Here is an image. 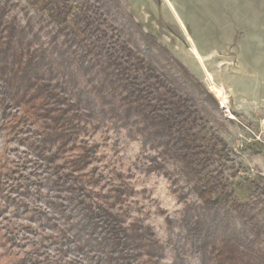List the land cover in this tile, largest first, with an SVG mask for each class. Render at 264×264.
<instances>
[{"label":"trees","instance_id":"16d2710c","mask_svg":"<svg viewBox=\"0 0 264 264\" xmlns=\"http://www.w3.org/2000/svg\"><path fill=\"white\" fill-rule=\"evenodd\" d=\"M28 2L36 12L24 10L23 23L12 14L13 0H0V104L35 127L39 153L65 170L55 182L79 194L78 219L68 218L72 232L63 231L71 244L62 243L61 256L75 250L89 264L99 255L107 264H193L192 257L199 264H264V175L250 181L247 199L238 198L223 169L225 140L202 134L195 115L197 107L219 111L213 95L205 91L200 100L180 63L175 72L162 60L160 70L165 50L151 34L139 43L127 26H114L107 0ZM112 125L188 155L198 201L186 207L187 232L168 263L153 229L128 214L130 183L118 176L106 187L96 171L98 150L87 137Z\"/></svg>","mask_w":264,"mask_h":264},{"label":"rangeland","instance_id":"374dc122","mask_svg":"<svg viewBox=\"0 0 264 264\" xmlns=\"http://www.w3.org/2000/svg\"><path fill=\"white\" fill-rule=\"evenodd\" d=\"M13 2L12 14L23 23L24 10L36 12L28 0ZM107 2L114 26H127L139 43L146 34L154 36L158 51L165 50L159 68L167 60L177 72L180 63L192 77L194 94L201 100L207 91L217 100L219 111L205 114L197 107L195 115L202 134L225 140V176L238 198L247 199L250 181L264 175V0ZM13 111L0 104V264H89L75 250L60 253L62 243L69 242L64 232H72L75 223L68 218L79 216V194L55 182L63 166L54 168V159L49 162L39 153L35 127L22 124ZM87 139L96 144L94 165L105 186L118 183V176L130 183L128 214L153 229L170 262L181 249L180 235L187 232L186 207L198 201L187 179L188 155L145 144L139 134L115 125L95 129ZM95 259L107 264L101 255ZM191 261L199 264L195 257Z\"/></svg>","mask_w":264,"mask_h":264},{"label":"bare ground","instance_id":"6f19581e","mask_svg":"<svg viewBox=\"0 0 264 264\" xmlns=\"http://www.w3.org/2000/svg\"><path fill=\"white\" fill-rule=\"evenodd\" d=\"M194 54L196 55V57L198 58V60L200 61V63L202 64V66H203V69H204V71H205V73H206V75H207V78L212 82V83H214L213 81H212V76H211V74L209 73V71L207 70V68H206V66L204 65V63H203V61H202V59H200L201 58V56L199 57V54H198V52L196 51V49L194 48Z\"/></svg>","mask_w":264,"mask_h":264},{"label":"crops","instance_id":"0c3cea01","mask_svg":"<svg viewBox=\"0 0 264 264\" xmlns=\"http://www.w3.org/2000/svg\"><path fill=\"white\" fill-rule=\"evenodd\" d=\"M195 47V46H194ZM195 49H196V47H195ZM196 51H197V49H196ZM198 52V51H197ZM199 54V53H198ZM200 56V55H199Z\"/></svg>","mask_w":264,"mask_h":264}]
</instances>
